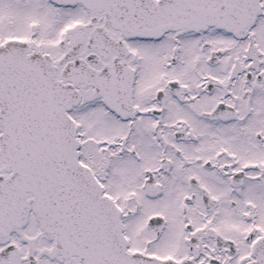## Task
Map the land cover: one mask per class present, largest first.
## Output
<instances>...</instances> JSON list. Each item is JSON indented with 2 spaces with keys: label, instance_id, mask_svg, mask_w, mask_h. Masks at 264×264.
<instances>
[{
  "label": "snow or ice",
  "instance_id": "6c2138e0",
  "mask_svg": "<svg viewBox=\"0 0 264 264\" xmlns=\"http://www.w3.org/2000/svg\"><path fill=\"white\" fill-rule=\"evenodd\" d=\"M0 264H264V0H0Z\"/></svg>",
  "mask_w": 264,
  "mask_h": 264
}]
</instances>
